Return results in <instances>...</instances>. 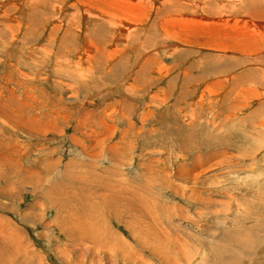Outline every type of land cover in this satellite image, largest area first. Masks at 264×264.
Segmentation results:
<instances>
[{"label":"rangeland","instance_id":"1","mask_svg":"<svg viewBox=\"0 0 264 264\" xmlns=\"http://www.w3.org/2000/svg\"><path fill=\"white\" fill-rule=\"evenodd\" d=\"M235 1L0 0V264H264V0Z\"/></svg>","mask_w":264,"mask_h":264},{"label":"bare ground","instance_id":"2","mask_svg":"<svg viewBox=\"0 0 264 264\" xmlns=\"http://www.w3.org/2000/svg\"><path fill=\"white\" fill-rule=\"evenodd\" d=\"M236 3H240V1L239 0H237V1H235ZM103 12V11H102ZM104 13L105 12H103V15H104ZM251 14V13H250ZM106 17H107V15H106ZM253 17H255V15L253 16ZM109 18H110V15H109ZM200 19V18H199ZM121 35V34H120ZM120 38V37H119ZM113 39V38H112ZM115 50H117V48L115 49ZM117 52V51H116ZM113 53V52H112ZM111 54V53H110ZM113 54H115V53H113ZM108 58H109V56H108Z\"/></svg>","mask_w":264,"mask_h":264}]
</instances>
